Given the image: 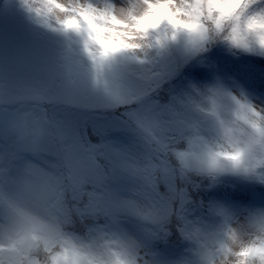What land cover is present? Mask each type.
<instances>
[{
	"label": "clouds",
	"instance_id": "1",
	"mask_svg": "<svg viewBox=\"0 0 264 264\" xmlns=\"http://www.w3.org/2000/svg\"><path fill=\"white\" fill-rule=\"evenodd\" d=\"M11 2L53 48L54 100L127 116L145 166L170 162L192 192L228 178L264 186V103L243 85L188 80L158 99L214 49L264 59V0ZM125 213L131 227L119 216L70 219L38 177L0 168V264H165L153 246L158 230L183 249L168 264H264V206L237 212L192 195L183 211L143 201Z\"/></svg>",
	"mask_w": 264,
	"mask_h": 264
},
{
	"label": "rangeland",
	"instance_id": "2",
	"mask_svg": "<svg viewBox=\"0 0 264 264\" xmlns=\"http://www.w3.org/2000/svg\"><path fill=\"white\" fill-rule=\"evenodd\" d=\"M52 55L51 45L43 43L42 38L35 34L23 12L11 0H4L0 4V146L24 154L23 162L15 173L21 178L29 175L37 177L41 175V168L56 171L62 174L72 192L77 178L64 165L69 145L76 138L86 140L92 130L98 132L100 125H107L122 113L100 115L97 110L83 107L75 101L64 103L54 100L47 73ZM241 60L232 56L221 58L223 69L219 76L243 85L257 103H264L262 70L243 66ZM196 63L203 64L202 61ZM189 77L203 83L192 73ZM185 84L175 82L173 90ZM160 99L163 100L161 93ZM70 116L79 118V127L69 121ZM106 139L120 150H140L136 138L125 126L110 130ZM57 164L60 167H54ZM236 181L239 185L245 182ZM215 203L243 212L264 206V197L249 206L229 198ZM113 216H119L129 227L134 223L123 211L108 217ZM157 252L165 264L182 253L178 249Z\"/></svg>",
	"mask_w": 264,
	"mask_h": 264
},
{
	"label": "snow or ice",
	"instance_id": "3",
	"mask_svg": "<svg viewBox=\"0 0 264 264\" xmlns=\"http://www.w3.org/2000/svg\"><path fill=\"white\" fill-rule=\"evenodd\" d=\"M208 66L212 67L211 64ZM68 119L79 127L78 117L70 116ZM125 119L127 116L121 115L107 125H100L96 135L100 138L96 142L92 136L86 140L76 138L71 142L64 159V165L77 178L71 199L62 174L41 168V175L37 177L42 183L44 195L57 202L70 219L79 214L80 217H91L100 222L101 217L113 213L136 211L143 201L159 203L173 213L183 211L190 203L192 191L170 162L159 160L154 165L145 166L140 150H120L106 139L110 130L124 127ZM23 159L24 154L0 146V168H6L9 174L19 170ZM160 237L171 239V234L158 230L154 248L161 243Z\"/></svg>",
	"mask_w": 264,
	"mask_h": 264
},
{
	"label": "trees",
	"instance_id": "4",
	"mask_svg": "<svg viewBox=\"0 0 264 264\" xmlns=\"http://www.w3.org/2000/svg\"><path fill=\"white\" fill-rule=\"evenodd\" d=\"M3 1L4 0H0V4ZM230 57L231 56L225 54L222 49H214L211 53L207 55L206 58H203V64H197L196 62L201 60L193 59L190 63L183 67L180 72V75L176 77L173 83L171 85H167L161 91L163 100L168 99V95L170 91L173 90L175 82L187 83L188 80H192L189 77L190 73L195 75L196 78H198L202 82H207L215 76H219L220 71L223 69L221 58ZM241 59V64L243 66L261 69L263 72L262 76L264 82V59H259L255 57H241ZM209 64H211L212 67H209ZM91 130L92 129H90V131ZM97 133L98 132H95L94 130L91 131V136L93 137L94 142L98 141L100 138L96 136ZM67 188L69 193V199H71L72 192L70 191V188L68 186ZM192 195L195 199H197L198 201H203L205 204H213L215 203V201L224 202L227 198H229L233 202H242L248 206L256 204L261 197H264V186L249 183L246 181L243 184L239 185L236 179L228 178L213 188L205 187L195 189L192 192ZM77 217L86 221H95L94 218L80 217L79 214H77ZM108 219L109 217H101L100 222L106 221ZM155 249L156 251H169L171 249H178L181 252L183 251L179 240L175 236L172 237L166 244L163 242L156 244Z\"/></svg>",
	"mask_w": 264,
	"mask_h": 264
}]
</instances>
